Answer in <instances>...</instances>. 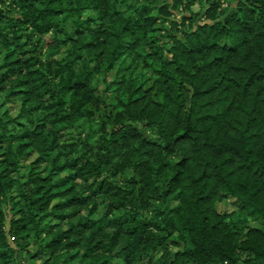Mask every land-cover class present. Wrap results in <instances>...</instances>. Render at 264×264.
<instances>
[{
  "label": "trees",
  "instance_id": "1",
  "mask_svg": "<svg viewBox=\"0 0 264 264\" xmlns=\"http://www.w3.org/2000/svg\"><path fill=\"white\" fill-rule=\"evenodd\" d=\"M182 1L120 9L121 0H0V264H264V230L246 226L264 221V0L211 15L161 61L146 41L166 34V8ZM202 1L207 13L220 5ZM47 34L65 51L45 62L35 38ZM103 69L114 73L101 85ZM115 86L126 99L98 121L99 97ZM112 141L124 156L114 165ZM128 165L144 168L150 198L163 193L165 207L134 205L129 185L113 178ZM86 188L123 208L78 216ZM228 197L238 209L218 212ZM152 251L156 263L145 258Z\"/></svg>",
  "mask_w": 264,
  "mask_h": 264
},
{
  "label": "rangeland",
  "instance_id": "2",
  "mask_svg": "<svg viewBox=\"0 0 264 264\" xmlns=\"http://www.w3.org/2000/svg\"><path fill=\"white\" fill-rule=\"evenodd\" d=\"M143 0H135L137 4L140 5ZM166 3L171 2L172 0H164ZM188 0H183L181 4H179L177 7L172 8V4L167 6L165 13L168 17L165 23L166 25V34H161L159 38L154 37L155 43L153 41L147 40L148 51H151V47L156 46L159 48V59L161 61L165 62H172L173 55L171 53L172 46L175 44L176 40H185V32L190 31L191 29H194L198 24L202 23H210L211 22V15L217 16L219 18H225L227 15L235 12L238 9V0H220V5L216 7L215 11L206 12V10L210 7L211 1L205 3L203 7H201V3L204 1L202 0H195L194 4L190 6V9L187 10L183 7L184 3H187ZM130 0H121L120 3V9H125L129 6ZM161 4H158L157 7H159ZM153 15H159V11L156 9L153 10ZM161 14V13H160ZM241 16V14H239ZM174 22V23H173ZM162 33V32H161ZM172 34L173 36L169 37L168 34ZM53 40L50 37V34H47L46 36L42 38H35V44L37 47V53L40 56V59L42 61H49L53 57H60L64 54L65 47L56 48L53 46ZM154 43V44H153ZM24 49V48H21ZM36 54V53H34ZM18 54L17 52L10 53L8 60H11V58L16 57ZM1 57H0V63H1ZM154 67L158 66L159 63L154 62L152 64ZM141 66L137 69L138 72L140 70ZM4 68H1L3 70ZM145 81L143 82L142 89L144 91H148L153 83V80L151 78L152 76V70L149 68H146L145 70ZM114 73V70L111 71H105L104 69L100 71L96 76V81H98L101 85H103L102 81L112 80V74ZM135 75L131 76V79H134ZM102 80V81H101ZM136 82L138 84L142 83L141 76L136 77ZM99 86V89L102 88V86ZM154 90H151L150 95L154 94ZM125 100L126 97L122 95L121 89L115 86L113 89H109L108 91L104 92L101 97H99V101L97 104L98 108L96 109V117L97 120H99L102 110H109L110 114L113 115L115 113V110H119L118 108V102L119 100ZM6 106L9 109V112L12 116L16 115L19 111L20 102L18 99H11V101H8L6 103ZM99 110V111H98ZM108 134L112 133L111 128H108ZM75 135V134H74ZM150 135H152L150 133ZM117 136V135H116ZM62 141H69L71 142L69 137L61 136L60 138ZM120 140V139H117ZM111 151L109 152L113 159V165L117 163V161L124 160V156L119 148L116 146H121L120 142L114 143L112 141L111 143ZM116 145V146H115ZM177 157V155L174 153L171 154V156ZM37 156V153L30 152L28 153L24 158H22L19 162V169L21 173H25L29 168L30 163L34 160V158ZM121 162V161H120ZM44 168V164L40 166V169ZM144 168L138 169L136 172L132 171L131 166L128 165L126 168H119L114 171L113 178L116 179V181L119 183V185H123L122 183H126L129 185V188L131 189V200L134 203V205L137 204H143V212L146 214H149L150 207L146 202L148 201H155L154 199L150 198V191L148 189L147 184L144 182ZM67 172H63L62 174L65 175ZM81 180L77 179L76 182H80ZM90 183V182H89ZM160 185V184H158ZM80 186H75L73 189L74 191H79ZM81 192V190H80ZM79 192V193H80ZM163 193L157 197L158 200L155 201L157 203H161L164 207L166 204H168V198L163 197ZM81 197H85L84 202L78 206L79 208V214L81 215H87L93 207H95L93 216H100L104 212H108L110 214H117L120 209L123 208V206H120V203L117 202L118 198L112 195V193L104 192L99 194H92L90 190L86 188L83 192L80 193ZM128 209V208H127ZM216 209L218 212H231L236 211L238 209V204L231 198H224L223 200L219 201L217 203ZM62 226L64 228L67 227V222L64 220L61 222ZM246 226L248 227H256L264 230V221L262 219H253L251 220ZM109 232H112V229H108ZM243 235V234H242ZM145 258L152 261L153 263L158 262L160 258V252L152 251L145 255ZM41 260H37V262H34L35 264H39Z\"/></svg>",
  "mask_w": 264,
  "mask_h": 264
}]
</instances>
